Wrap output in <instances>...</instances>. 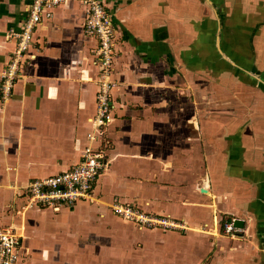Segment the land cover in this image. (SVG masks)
I'll return each mask as SVG.
<instances>
[{"label": "crops", "instance_id": "0c3cea01", "mask_svg": "<svg viewBox=\"0 0 264 264\" xmlns=\"http://www.w3.org/2000/svg\"><path fill=\"white\" fill-rule=\"evenodd\" d=\"M102 1L114 31L111 123H91L96 40L83 32L79 0L45 11L30 59L0 98V228L21 236L17 264H34L40 253L30 247L44 239L57 262L80 247L88 255L110 235L107 223L121 226L106 206L81 203L88 198L22 210L31 181L80 161L89 130L105 163L88 200L135 202L191 230L127 225L141 243L138 264L169 257V240L180 243L176 264H264V0ZM27 3L0 0V71L14 51L7 34L19 30ZM8 193L13 215L1 211ZM221 215L242 221L237 236L219 235ZM207 225L212 234L193 232ZM122 232L113 228L115 241Z\"/></svg>", "mask_w": 264, "mask_h": 264}, {"label": "built area", "instance_id": "2783aa9c", "mask_svg": "<svg viewBox=\"0 0 264 264\" xmlns=\"http://www.w3.org/2000/svg\"><path fill=\"white\" fill-rule=\"evenodd\" d=\"M64 0H27L25 13L20 21L18 31H9L8 38L14 40V51L7 64L0 71V98L6 99L20 75L21 66L28 59V48L33 32L45 11ZM87 7L83 32L96 40L93 49L94 62L98 66V77L95 82V110L91 123L95 129H103L111 122V108L115 80L111 78L113 62L114 31L108 9L102 0H79ZM89 142L84 146L80 161L70 169L51 176L34 179L28 184L24 208L35 205L55 208L61 205H72L79 199L89 198L93 184L104 166V150L95 147L93 130L86 133ZM112 208L123 219L134 221L140 226L162 228H184L182 222L176 224L164 217L151 216L132 206L115 204ZM237 227L226 221L223 231L229 234ZM21 236L14 227L0 228V264H16L19 256Z\"/></svg>", "mask_w": 264, "mask_h": 264}, {"label": "rangeland", "instance_id": "374dc122", "mask_svg": "<svg viewBox=\"0 0 264 264\" xmlns=\"http://www.w3.org/2000/svg\"><path fill=\"white\" fill-rule=\"evenodd\" d=\"M114 116V114H113ZM111 118V122L113 121V117ZM110 122V123H111ZM102 198V197H101ZM89 199V198H88ZM85 202H81L83 205H87V208H91L93 207H98V205H103L106 206V208L108 209L107 215H110V217L114 218V223L117 224H121V226H114L113 228H116L117 231H123L122 233L119 234V236L121 237V239L119 238L117 241H115V236H112V232H113V228L111 226V224H106V230H110V235H108V237H103L101 238L102 240H98V242H104V244H97L94 245L90 251L89 254L86 255L87 251L85 250L84 252H81V250L83 251V249H78L79 252L76 253V255L74 256V259L71 260V257L68 256L67 258H62V261L57 262L56 258L53 257V254H55V252L57 251L56 246L53 245H49L50 241L48 240H43L42 244L40 245H36V246H31L30 249H32L31 251H33L34 253H40L39 255H37V259L35 260L34 264H138V262L135 260V256L137 254L138 251H140V245L141 243H137L135 241V239L131 238V234L129 232L128 229H126L127 225H133L134 227L141 229V227H143V229H149V230H155L157 229L159 232H165V231H171V232H175L176 234L181 233V234H185L186 231H191L190 229H184V228H161L158 227L159 225H155V226H149V227H145V226H140L138 225V223L136 222H131V221H127L125 219H123L121 216H119L118 214H116V212L114 211V209L110 207H108L107 205H105V201H103L102 199L100 200H96L95 197L92 200H88ZM22 203L19 202L17 203V205H21ZM115 204H125L127 206H132V209H140L143 212H145L146 210H144L143 208L139 207L137 204L134 203H118L115 202L113 203V205ZM2 213H3V207H6L5 209V213H7V210L9 208V210L11 211V213H7L10 215H13L12 212H15V205L13 206L12 204V199H11V195L10 193L5 194L3 196V200H2ZM24 210V207H22ZM74 208H71L69 211L73 210ZM150 214L151 216H156V217H164L169 219L170 221H174L176 224H178L179 219L166 215V214H161L160 212H145ZM235 218H227L225 217V215H221L218 216V226H220V230L218 233H220L219 235L222 236H229V237H234L237 236L238 233L240 232L239 228L237 227L235 230L230 231L229 234L225 233L223 231V224L226 221L232 222L234 223ZM189 226V225H188ZM192 227V226H190ZM236 227V226H235ZM121 228V230L119 229ZM187 228V227H186ZM195 228V227H193ZM205 229H207V232H200V231H193V232H199V233H203V234H207L209 233V229L210 226H206ZM135 233V232H134ZM212 234V233H209ZM217 235V234H216ZM180 236V235H179ZM91 238V241H94L93 238L90 236L89 239ZM88 239V237H87ZM142 240V239H140ZM180 240V239H179ZM56 241V240H55ZM181 241V240H180ZM168 242H170V246H171V251L168 253L169 257L173 259V261H170L169 257L167 256V254L164 255V259H159L156 260L155 263L157 264H162L164 263L163 261H165L164 264H171V262L173 264L178 263L180 260H182L180 256H182L183 254H181V252L178 253L179 249V244L177 243V241L175 240H169ZM100 246V249H103L102 253H100L101 255H97V251L98 248ZM50 249V251L48 250ZM48 250V252H47ZM174 250V251H173ZM43 252V255H41V253ZM156 255V253H155Z\"/></svg>", "mask_w": 264, "mask_h": 264}, {"label": "water", "instance_id": "95a60500", "mask_svg": "<svg viewBox=\"0 0 264 264\" xmlns=\"http://www.w3.org/2000/svg\"><path fill=\"white\" fill-rule=\"evenodd\" d=\"M234 226L236 227H241L242 226V221L241 220H234Z\"/></svg>", "mask_w": 264, "mask_h": 264}, {"label": "bare ground", "instance_id": "6f19581e", "mask_svg": "<svg viewBox=\"0 0 264 264\" xmlns=\"http://www.w3.org/2000/svg\"><path fill=\"white\" fill-rule=\"evenodd\" d=\"M17 262H18V259H17V261H16V264H17Z\"/></svg>", "mask_w": 264, "mask_h": 264}]
</instances>
